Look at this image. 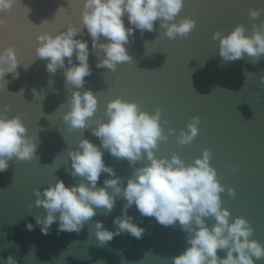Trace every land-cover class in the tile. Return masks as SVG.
Here are the masks:
<instances>
[{
    "label": "water",
    "instance_id": "95a60500",
    "mask_svg": "<svg viewBox=\"0 0 264 264\" xmlns=\"http://www.w3.org/2000/svg\"><path fill=\"white\" fill-rule=\"evenodd\" d=\"M82 7L81 0H17L11 10L0 12L4 19L0 49L14 46L19 61L18 77L6 73L5 81H0L5 84L0 87V109L7 105V115H19L28 135L37 137V151L31 160L13 158L8 169L0 172V264H5L10 254L18 264H172V257L188 246V234L178 223L165 227L153 217L141 216L135 205L128 214L145 229L143 237L123 233L99 246L95 222L102 221L105 228L113 230V218L126 203L122 197L116 199L109 215L97 209V215L79 233L58 232L54 223L44 235L36 225L35 216L43 217L46 210L35 206L33 190H43L57 179L66 185L79 183V178L70 175L69 150L76 149L83 138L100 144L91 129L69 131L62 117L73 86L66 85L64 69L49 74L45 71L47 61L35 56L39 33L55 34L69 24L82 27ZM254 8H264V0H184L175 22L192 18L195 25L190 33L169 39L159 20L154 22L155 31L136 30L128 46L133 60L118 64L115 72L96 67L103 53L92 49L86 29L79 38L89 40L90 49L92 73L85 77L84 88L98 98L91 126L96 119L107 120V103L116 97L136 102L149 113L159 109L168 140L159 142L155 155L170 158L175 153L190 164L207 148L210 165L225 185L220 195L222 207L231 213L230 222L244 217L253 228L250 239L264 245V83L260 82L264 56L258 61L245 56L225 63L219 56V41L212 38L214 32L227 34L238 24L248 29L253 23L259 25L264 13L253 20L248 13ZM33 88L39 96L33 94ZM197 115V136L191 143L180 145L177 136L182 129L187 131V124ZM169 128L175 134H169ZM103 159L125 183L137 167L148 163L145 159L129 165L106 151ZM107 178L101 173L97 186L102 187ZM227 187H232L235 195H229ZM206 220L209 226L215 223L213 217ZM28 222L36 225L33 231L26 229ZM218 255L225 252L218 251ZM256 264H264V258Z\"/></svg>",
    "mask_w": 264,
    "mask_h": 264
},
{
    "label": "clouds",
    "instance_id": "9594fccd",
    "mask_svg": "<svg viewBox=\"0 0 264 264\" xmlns=\"http://www.w3.org/2000/svg\"><path fill=\"white\" fill-rule=\"evenodd\" d=\"M81 2L82 27L69 24L55 34L50 31L39 33L35 56L47 61L45 71L49 74L55 75L58 69H64L66 85L73 86L67 102L68 110L62 117L69 131L91 129L100 144L83 138L76 149L69 150L70 175L79 178V183L66 185L62 179H57L43 190H33L35 206L46 210L43 217L35 216L41 233L48 235L54 223L58 232L79 233L84 224L97 215V209H103L104 214L109 215L116 199L122 197L126 203L122 205L120 215L113 218V230L105 228L102 221L95 222L99 246H105L123 233L137 239L143 237L145 229L128 214L135 205L141 216L153 217L165 227L178 223L188 234V246L172 257V264H256L257 260L264 258V245L250 239L253 228L244 217L237 216L230 222L231 213L222 207L220 195L225 191V185L210 165L211 152L207 148L190 164L175 153L170 158H158L154 150L159 142L168 140L160 124V110L149 113L141 110L136 102L121 97L107 103V120L96 119L92 122L94 126L90 123L98 107V98L91 89L84 88L85 77L91 75L92 69L89 65V40L79 38L82 29L87 30L92 49L103 53L96 67L115 72L118 64L133 60L128 46L136 30L141 33L155 31L154 22L159 20L160 28L169 39L186 37L190 33L195 25L192 18L184 17L175 22L184 0ZM16 3L17 0H0V12L11 10ZM262 13L264 8H254L248 15L255 20ZM125 17L128 26L125 25ZM3 25L4 19L0 17V27ZM212 38L219 41V56L225 63L245 56L258 61L264 56V20L259 25L253 23L251 29L238 24L227 34L216 31ZM18 65L14 46L0 49V81H5L6 73H15L18 77ZM260 82L264 83V76L260 77ZM0 87H5V84H0ZM32 91L34 95H40L35 88ZM8 110L7 105L0 109V172L8 169L13 158L31 160L37 151V137L28 135L21 117L7 115ZM199 123L200 117L193 116L187 124V131H180L177 142L180 145L191 143L198 134ZM168 133L175 134V130L169 128ZM105 151L117 161L127 160L129 165L145 159L148 163L137 167L125 183L115 168L104 162ZM101 173H106L108 178L102 187H98ZM227 192L235 195L232 187H227ZM209 217L215 220L211 226L206 220ZM36 225L28 222L25 227L33 231ZM218 251H224L225 255H218ZM5 264H18V261L10 254Z\"/></svg>",
    "mask_w": 264,
    "mask_h": 264
}]
</instances>
